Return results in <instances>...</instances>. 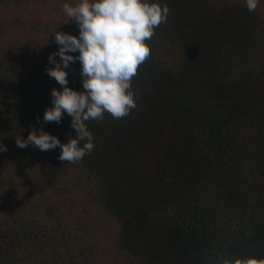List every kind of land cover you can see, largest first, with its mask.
<instances>
[{
  "label": "trees",
  "instance_id": "16d2710c",
  "mask_svg": "<svg viewBox=\"0 0 264 264\" xmlns=\"http://www.w3.org/2000/svg\"><path fill=\"white\" fill-rule=\"evenodd\" d=\"M79 2L0 0V264L264 259V0H147L170 11L133 78L137 107L86 122L94 149L71 164L16 139L75 138L66 113L43 114L62 91L51 33L79 35L62 11ZM64 70L84 91L79 61Z\"/></svg>",
  "mask_w": 264,
  "mask_h": 264
},
{
  "label": "clouds",
  "instance_id": "9594fccd",
  "mask_svg": "<svg viewBox=\"0 0 264 264\" xmlns=\"http://www.w3.org/2000/svg\"><path fill=\"white\" fill-rule=\"evenodd\" d=\"M258 5L259 0H245L249 12H254ZM62 11L67 22H75L79 35L56 30L51 33L54 36L52 42L59 47L48 57L54 66L45 71L62 91L51 90L52 106L45 109L43 122L59 124L66 113L72 118L75 138L61 144L42 129H33L27 139H16V145L21 149L33 145L41 151L59 147V159L76 164L94 149V136L86 122H102L105 114L116 120L122 119L137 107L133 78L151 55L147 41L156 35L157 27L167 22L170 10L167 5L149 4L147 0H80L75 6L64 3ZM76 52H79L78 56L66 54ZM57 56L60 63L54 59ZM76 61L80 63L82 92L67 87L68 73L64 69ZM81 141H86L83 146ZM6 150L0 144V152ZM222 264H264V259H223Z\"/></svg>",
  "mask_w": 264,
  "mask_h": 264
}]
</instances>
